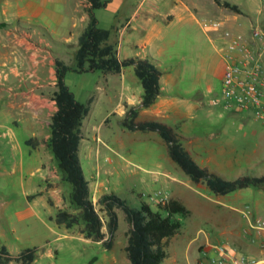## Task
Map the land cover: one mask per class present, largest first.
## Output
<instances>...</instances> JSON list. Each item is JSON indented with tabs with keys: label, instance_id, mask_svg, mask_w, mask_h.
Segmentation results:
<instances>
[{
	"label": "rangeland",
	"instance_id": "374dc122",
	"mask_svg": "<svg viewBox=\"0 0 264 264\" xmlns=\"http://www.w3.org/2000/svg\"><path fill=\"white\" fill-rule=\"evenodd\" d=\"M17 1L9 0L5 11V0H0V16L16 13L19 10ZM51 1V7L60 10L67 7L69 0ZM173 1L195 9V12L179 13L176 18L170 14L166 19L175 20L169 22L155 18L158 11L151 10L148 4L143 5L141 0H110L106 6L97 8L96 13L99 24L112 30L110 39L121 42V56L139 55L147 49L159 58L166 90L178 100L175 107L180 111L177 119L164 117L161 120L181 133L184 145L201 164L220 168L228 178L244 173H264V119L254 118L245 112H228L221 105L212 103L222 90L223 64L216 47L217 36L222 38L225 28L239 33L249 32L250 17L258 16L259 0H255L254 4L249 0H230L238 3L241 11L219 4L216 0ZM173 1L162 0L161 8L166 12L165 9L175 7ZM87 2H80L82 12L86 10ZM43 9L44 5L37 7L33 16L36 20L48 22L50 17ZM200 15L223 18L225 26L220 30L206 28L198 21ZM0 34L7 36L4 31H0ZM76 48L77 43L70 41L61 47H54V51L72 65L76 61ZM35 51L39 53L44 50L38 51L35 47L29 50L30 54ZM41 57L43 55H38V58ZM13 60L12 57L11 60L6 59V66L9 67ZM129 69L132 68H127V72ZM33 70L28 71L31 77ZM101 73V70H69L66 74V80L79 100L87 102L90 96L95 97L81 125L84 137L80 145L82 164L90 180L94 201L97 202L101 194L111 190L135 206L145 200L157 208L162 197H175L183 201L191 212L181 216V230L171 238L168 256L162 264L209 263L214 246L218 243L229 244L250 255L238 244L243 237H249L251 242L257 241L264 247V241L259 238L264 230V186H249L227 194H217L204 181L191 179L173 160L159 132L126 128L124 115L112 110L120 88H102ZM33 80L34 87L31 89L37 99H43L46 119H51L56 108L53 101L56 84L39 77ZM147 114L142 113L140 118H146ZM45 129L50 133L47 122ZM118 137L122 143L118 142ZM131 138L142 139L123 143L124 139ZM212 147L223 149L224 158L219 156L218 151L212 152L209 149ZM45 149L50 155L47 160L49 167L41 175L39 171L35 173V196L44 201L40 208L46 222L37 220L29 225L17 222L15 210L21 200L12 197L15 179L8 175L0 176V188L11 197L4 213L18 229L17 235L11 232L7 234L5 244L15 253L23 246L38 245L37 259L31 264H131L126 251L131 223L122 208H117L119 225L111 248L86 237L78 224L68 227L55 222L53 215L58 209L77 211L78 208L70 197L71 185L63 178V172L47 142ZM117 162L121 163L113 166ZM161 163L163 168L172 169L174 177L165 176L149 187L144 183L145 176H162L159 171ZM159 190L161 193L156 195ZM97 208L101 214L104 213L99 203ZM1 223L7 226L4 219ZM7 264L19 263L13 260Z\"/></svg>",
	"mask_w": 264,
	"mask_h": 264
},
{
	"label": "trees",
	"instance_id": "16d2710c",
	"mask_svg": "<svg viewBox=\"0 0 264 264\" xmlns=\"http://www.w3.org/2000/svg\"><path fill=\"white\" fill-rule=\"evenodd\" d=\"M109 1L90 0V5L87 6L89 20L78 38L75 63L71 65L63 58H55L57 81L53 98L57 108L51 117L47 144L57 159L63 178L71 185L70 197L78 210L60 208L53 218L56 223L68 227L78 224L86 237L101 241L104 246L111 248L119 225L117 208L120 207L131 223L126 244L131 264H162L168 256L171 238L181 230L183 224L181 216L188 215L191 212L190 208L175 197L162 199L157 208L145 200L135 206L115 191L101 194L95 202L90 180L80 156V143L84 137L81 125L91 109L94 96L87 102L78 99L66 80L69 70L120 72L125 66L133 64L144 88L141 105L150 106L161 92V67L148 57H120L118 42L110 39L112 30L99 24L96 9L106 6ZM216 1L234 10H242L236 2ZM138 115L139 107L129 106L123 124L132 130L158 131L167 142L173 160L191 179L197 182L204 181L214 193L227 194L249 186H264V173H244L228 178L208 165L201 164L184 145L181 133L174 126L159 119H138ZM97 203L100 204L104 215L97 208ZM37 250V246H27L17 255H13L6 245H2L0 264H7L11 260H16L19 264H30L34 261Z\"/></svg>",
	"mask_w": 264,
	"mask_h": 264
},
{
	"label": "crops",
	"instance_id": "0c3cea01",
	"mask_svg": "<svg viewBox=\"0 0 264 264\" xmlns=\"http://www.w3.org/2000/svg\"><path fill=\"white\" fill-rule=\"evenodd\" d=\"M59 1L62 2L63 0ZM69 1L66 3L67 7L57 10L51 7L50 4L53 3L51 0H18L17 5L19 10L16 13L12 16H0V31H4V33L7 32L6 37L0 34V41L2 42H0V176L8 175L15 179L12 197L16 196L21 200L20 205H18L15 210L16 220L17 222L27 225L37 220L46 222L41 214L40 208L41 205H44V201L42 198L35 196L37 190L35 173L39 171L41 175L45 172L49 167L47 160L50 158V155L46 153L45 149V144L50 133L46 132L45 127L46 122L50 125L51 119H46V113L43 111L44 106H42L43 99H37L36 93L31 89V87H34L33 79L39 77L51 80V82L56 84L57 74L55 58L60 56L56 55L54 47H61L70 41L77 43L81 31L89 20L87 6L90 5V0L86 3V10L83 12L80 8L81 0ZM141 1L143 5L148 4L151 10L158 11L157 16H155L157 19L163 18L167 20L166 17L171 16L170 14L174 15L176 18L179 13L183 15L192 11L195 12V9L188 6H180L179 3L173 0L176 6L171 9H165L166 12L161 8L162 0ZM249 1L252 4L255 3V0ZM5 3L6 6L4 10L7 11L9 0H5ZM41 5H44L43 10L50 17V21L48 22L36 20L33 16L36 12V8ZM191 6L194 7L193 5ZM201 16L205 15H200L199 17ZM175 18L167 21L172 22ZM125 26L126 24L123 26V29ZM59 29L64 32H60ZM217 37L218 42L216 47L221 57V52L218 47L220 37ZM120 45L121 42H118L117 47L119 56L122 58L130 57L121 56ZM33 47L38 51L41 49L44 50L42 51L44 53H37L35 51V53L30 54L29 50ZM38 55L39 57L43 55V57L38 58ZM134 56L148 57L161 67L159 58L151 51L148 52L147 49H145L142 54H136ZM11 57L14 58V62H11L9 67H7L6 64L8 62L5 60H11ZM25 65L28 66L26 67ZM31 68H34L32 77L28 73ZM127 68L132 69H129L130 71L127 72ZM93 72H97V70H93ZM101 74L103 81L101 82L102 88L105 90L108 88H120L119 91H117V99L112 109L117 110L119 114L125 115L129 106L139 107L138 119L161 120L164 117L168 119H177L176 117L180 114L179 108L175 107V103L178 102V100L176 101L170 92L166 90V79L162 76L163 70L160 78L161 92L156 101L147 107L141 105L144 88L140 78L135 73V66L133 64L125 66L120 72L102 71ZM197 98H199V96H197ZM53 101L56 103L55 99H53ZM55 107L57 108V105ZM226 111L232 112L230 110ZM142 113H148V116H146V118H140ZM128 130L132 129L128 128ZM142 138L124 139L123 143H131L136 140H141ZM117 140L122 143L119 137ZM209 149H211L212 152L218 151L219 156L224 158L223 149L220 148L217 150L215 147ZM234 158L235 157H233V159ZM228 159L232 158L229 157ZM120 163L121 162H117L113 164V166L119 165ZM162 165L161 163V166ZM163 166L160 170L157 169L162 173V176L155 175L153 178L145 176L146 181L144 183L151 187L163 180L165 176L174 177L172 169L168 167L163 168ZM212 169L222 174L224 173L218 167ZM39 190H42V188ZM9 195L10 194H6V192L0 188V247L6 245L4 239L9 232L13 235H17L18 231L17 226H15L16 224L4 213L5 206L10 202L11 197L9 198ZM2 219H4V223H6L7 226L1 223ZM259 235V238L264 241V230ZM46 240H48V238H46ZM238 244L241 245L244 251L258 259L259 263L257 264H264V247L260 246L257 241L251 242L249 237H243ZM28 246L38 247L36 244ZM25 247L27 246H23L15 253L7 246L9 252L13 255H17ZM36 259L35 257L34 260ZM12 261L13 260L10 262Z\"/></svg>",
	"mask_w": 264,
	"mask_h": 264
},
{
	"label": "built area",
	"instance_id": "2783aa9c",
	"mask_svg": "<svg viewBox=\"0 0 264 264\" xmlns=\"http://www.w3.org/2000/svg\"><path fill=\"white\" fill-rule=\"evenodd\" d=\"M250 30L239 33L225 28L218 47L223 61L221 94L212 100L223 109L245 112L264 119V0H259L258 16L251 18ZM198 21L206 28L220 30L223 18L201 16ZM161 191H157L159 195ZM166 197H162L164 199ZM262 227V225H259ZM257 260L237 248L218 243L209 263L257 264Z\"/></svg>",
	"mask_w": 264,
	"mask_h": 264
}]
</instances>
